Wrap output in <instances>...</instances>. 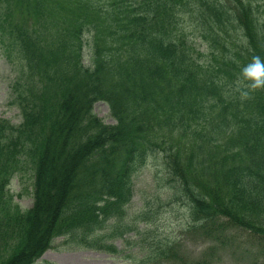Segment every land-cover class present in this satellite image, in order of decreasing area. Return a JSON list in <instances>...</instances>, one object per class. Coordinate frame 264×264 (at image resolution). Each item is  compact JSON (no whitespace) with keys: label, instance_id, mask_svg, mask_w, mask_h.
Returning <instances> with one entry per match:
<instances>
[{"label":"trees","instance_id":"1","mask_svg":"<svg viewBox=\"0 0 264 264\" xmlns=\"http://www.w3.org/2000/svg\"><path fill=\"white\" fill-rule=\"evenodd\" d=\"M261 1L0 0V41L22 60L12 100L22 120L0 119V264H33L58 236L119 252L95 232L124 216L132 173L155 151L194 224L264 222V88L237 89L253 57L264 62ZM178 5L197 13L204 50L178 27ZM97 101L115 123L93 112ZM22 162L33 170L25 210L7 189ZM150 234L131 264L174 252Z\"/></svg>","mask_w":264,"mask_h":264},{"label":"rangeland","instance_id":"2","mask_svg":"<svg viewBox=\"0 0 264 264\" xmlns=\"http://www.w3.org/2000/svg\"><path fill=\"white\" fill-rule=\"evenodd\" d=\"M174 12L180 30L194 45L199 46V51L204 50L208 39L202 38L197 13H192L189 6L185 5H178ZM28 28H32L30 22ZM234 31L237 33L234 36L239 39L240 33ZM21 65L22 60L13 51V46L8 47L7 42L0 41V118L8 119L13 124L21 122L19 109L12 103L13 84ZM93 112L105 123L115 122L107 103L103 101L94 104ZM170 177L162 153L156 151L148 154L133 172L132 197L126 207V222L123 226L134 229L112 238L117 248L125 249V256L97 249L69 248L70 245L62 238H56L53 247L47 249L34 264H131L134 255L138 257L146 252L141 250L138 253L141 228L150 230L147 240L162 242L171 238L170 241H173L175 255H170L168 261H157L155 264H264V237L257 233L228 224H218L211 233L192 228L190 205L181 198L177 182ZM32 182L29 166L23 167L10 181L9 191L13 194V201L23 209L32 203ZM145 213L155 223L150 224L137 218L139 214ZM137 230L139 232L134 236ZM127 240L137 241V244L127 249Z\"/></svg>","mask_w":264,"mask_h":264},{"label":"clouds","instance_id":"3","mask_svg":"<svg viewBox=\"0 0 264 264\" xmlns=\"http://www.w3.org/2000/svg\"><path fill=\"white\" fill-rule=\"evenodd\" d=\"M243 80L238 81L237 89L247 88L249 90H256L264 88V62L259 56H254L252 62L244 67L242 71ZM244 81H248L247 84ZM248 91H241V98H247Z\"/></svg>","mask_w":264,"mask_h":264}]
</instances>
